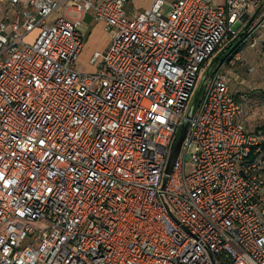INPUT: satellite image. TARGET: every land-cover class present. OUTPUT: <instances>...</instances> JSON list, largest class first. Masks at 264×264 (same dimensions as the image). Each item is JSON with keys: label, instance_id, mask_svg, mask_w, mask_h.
Here are the masks:
<instances>
[{"label": "built area", "instance_id": "1", "mask_svg": "<svg viewBox=\"0 0 264 264\" xmlns=\"http://www.w3.org/2000/svg\"><path fill=\"white\" fill-rule=\"evenodd\" d=\"M129 1L0 0V264H264V131L209 68L264 0ZM89 12L110 44L83 72Z\"/></svg>", "mask_w": 264, "mask_h": 264}, {"label": "rangeland", "instance_id": "2", "mask_svg": "<svg viewBox=\"0 0 264 264\" xmlns=\"http://www.w3.org/2000/svg\"><path fill=\"white\" fill-rule=\"evenodd\" d=\"M152 0H130L127 4V8L129 10H131L132 8L135 9V12H139L142 11L148 7H150L149 5H151ZM69 7H63L61 8L56 15H63L65 10H68ZM165 12H167V7H164ZM55 15V14H54ZM78 13L76 12H69L68 16L71 18H78ZM86 22L90 23V26L86 27L87 29L82 28L83 32L85 33V36L87 38V44L85 45L83 52L80 54L79 59L76 61V68L80 71L83 72H88V71H93V66L89 64V59L92 56V51L95 49H100L101 47V43L102 40L104 39V37H99L98 39H96L95 35L93 34V32L90 34L91 31H93V27H95L96 25L94 24L95 21L93 20V14L92 12H89L88 14H86ZM53 17V16H52ZM51 19L48 21L49 24L52 23ZM2 18V13H0V19ZM93 21V22H92ZM92 22V23H91ZM104 35V34H103ZM35 32L33 34H31L27 40L29 42H33L35 39ZM229 43V41H226L220 48H219V52L223 51L226 47V45ZM93 45H96L93 47ZM99 46V48H98ZM218 52V53H219ZM217 53V54H218ZM216 54V56H217ZM215 56V57H216ZM243 61H239L238 64L232 65V63L228 66H226V68H224V72L227 74L228 76V80L230 81V85L231 87H233L232 84L237 83L238 81H243V83H240L238 85H242L240 87L239 90H245V91H250L251 94H253L254 92H256V94L254 95V97H262L264 96V32L263 34H261V39H260V35L258 37V43L256 46H252L250 45V43L246 44L244 49H243ZM234 59H236L235 57H233ZM223 59L219 58V62L217 63L220 64V62ZM237 68L238 72H232L234 71L233 69ZM234 73V74H233ZM232 74L235 77H231ZM202 77L203 75H201L197 81L194 93L192 95L191 101L189 103V107H191L192 105V101L202 83ZM257 113L259 111V109L255 110ZM255 111H253L252 113H249L250 116L253 113H256ZM247 116V115H246ZM191 164L190 163H186V171L190 172L191 171Z\"/></svg>", "mask_w": 264, "mask_h": 264}, {"label": "crops", "instance_id": "3", "mask_svg": "<svg viewBox=\"0 0 264 264\" xmlns=\"http://www.w3.org/2000/svg\"><path fill=\"white\" fill-rule=\"evenodd\" d=\"M29 1L30 0H23V3H24V5H27L28 3H29ZM150 6V5H149ZM68 13L69 12H67L66 10L64 11V13H63V15H66L67 17H69L68 16ZM60 16V15H59ZM56 17H58V15H53V17H52V19H54V18H56ZM78 17H79V15H78ZM86 17H87V15H85L84 16V20H83V30H84V28L85 29H87L86 27L88 26H90V23H87L86 22ZM69 18H71V17H69ZM93 20L95 21V27H93V31H91L90 32V34L93 32V34H96L95 35V37H96V39H98L99 37H104V39L102 40V45H101V47H100V49H95V50H93L92 51V54L94 53V52H96V51H98V52H103V51H105L107 48H108V46H109V44H110V36H109V33L107 32V30H106V27H105V24L103 23V22H101V21H97L94 17H93ZM93 22V21H92ZM91 22V23H92ZM104 34V35H103ZM87 44V38H86V36H85V44H84V47H85V45ZM94 46H96V45H93V47ZM98 48H99V46H98ZM84 49V48H83ZM83 52V51H82ZM219 52V51H218ZM217 52V53H218ZM236 61V62H235ZM239 62V60H237V59H233V62H234V64H238V62ZM226 68V67H225ZM234 71H232V72H238V69L237 68H234L233 69ZM234 74V73H233ZM232 74V76L231 77H235L234 75ZM228 77V76H227ZM236 78V77H235ZM229 79V78H228ZM236 80H237V78H236ZM228 82H229V87H230V90H231V92L232 93H238V92H240V91H245V90H239L240 89V87L242 86V85H238V84H240V83H243V81H238V84L237 83H235V84H232L233 85V87H231V85H230V81L228 80ZM250 92V91H249ZM256 112V111H255ZM243 121L245 122V125L249 128V129H255L256 127H258V126H262V125H264V111L263 110H260L259 109V111H258V113L256 112V113H253L251 116H250V114H248L247 116H245L244 118H243Z\"/></svg>", "mask_w": 264, "mask_h": 264}, {"label": "trees", "instance_id": "4", "mask_svg": "<svg viewBox=\"0 0 264 264\" xmlns=\"http://www.w3.org/2000/svg\"><path fill=\"white\" fill-rule=\"evenodd\" d=\"M264 29L258 34V36L260 35V39H261V34H263ZM244 38H245V34H241L240 37L238 38L237 41L234 42V44L231 46V43H228L225 47V49L223 50L224 53L219 57L220 59H228L227 60V65H230L232 63V65H235L233 62V58H231L230 56L235 53V51H238L240 49H242L243 47H245L246 43H244ZM222 51H220L217 56L221 53ZM236 62V61H235ZM238 62V61H237ZM239 63V62H238ZM246 94L247 95V100L244 102V106H245V113H244V117L246 115H248L249 113L248 108L249 106H252L254 108V110L260 109L264 111V96L262 97H254V95L256 94V92H254L253 94H251L249 91H240L238 93H235L236 95L239 94ZM243 117V118H244ZM245 124V122H244ZM247 127V126H246ZM248 128V127H247ZM249 129V128H248ZM250 130H263L264 131V125L262 126H258L255 129H250Z\"/></svg>", "mask_w": 264, "mask_h": 264}, {"label": "water", "instance_id": "5", "mask_svg": "<svg viewBox=\"0 0 264 264\" xmlns=\"http://www.w3.org/2000/svg\"><path fill=\"white\" fill-rule=\"evenodd\" d=\"M246 29V27H244V30ZM224 53V51H222L218 56L214 57V59L211 61L210 63V67H212L218 60H219V57ZM201 89L202 87L200 86L193 101H192V105H191V108L190 110H193L195 105L197 104V101L199 99V96H200V93H201ZM187 132H188V122L185 121L183 123V125L181 126V131H180V134H179V137H178V140L172 150V153H171V156L169 158V161H168V164H167V168H166V173L167 174H170L172 172V168L174 166V163L177 159V156L180 152V149H181V146H182V143L187 135Z\"/></svg>", "mask_w": 264, "mask_h": 264}]
</instances>
